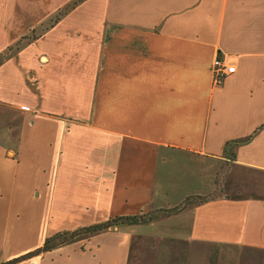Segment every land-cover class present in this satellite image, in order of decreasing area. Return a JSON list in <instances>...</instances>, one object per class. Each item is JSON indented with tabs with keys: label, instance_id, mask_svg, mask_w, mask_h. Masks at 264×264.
Returning a JSON list of instances; mask_svg holds the SVG:
<instances>
[{
	"label": "crops",
	"instance_id": "crops-1",
	"mask_svg": "<svg viewBox=\"0 0 264 264\" xmlns=\"http://www.w3.org/2000/svg\"><path fill=\"white\" fill-rule=\"evenodd\" d=\"M178 208L16 264H264V0H0V264Z\"/></svg>",
	"mask_w": 264,
	"mask_h": 264
},
{
	"label": "trees",
	"instance_id": "trees-1",
	"mask_svg": "<svg viewBox=\"0 0 264 264\" xmlns=\"http://www.w3.org/2000/svg\"><path fill=\"white\" fill-rule=\"evenodd\" d=\"M191 204V201L188 200L185 202V206ZM181 207V208H183ZM181 208L170 210V211H160L155 214H148V215H142L139 217H124V218H116L112 220L110 223H107L105 225L97 226V227H92V228H85L82 230H79L77 232L73 233H63V234H57L55 236H52L47 239L45 245L35 251L34 253L28 254L22 258H19L9 264H16L17 262L27 260L29 258H32L34 256H37L38 254L44 253V252H50L52 250H55L61 246L67 245L69 243L75 242L79 239H84V238H89L92 237L96 234H99L111 226H133V225H143L146 224L156 218L163 217L172 213H176L181 210Z\"/></svg>",
	"mask_w": 264,
	"mask_h": 264
},
{
	"label": "built area",
	"instance_id": "built-area-1",
	"mask_svg": "<svg viewBox=\"0 0 264 264\" xmlns=\"http://www.w3.org/2000/svg\"><path fill=\"white\" fill-rule=\"evenodd\" d=\"M237 71L236 64L231 57H224L223 59H215L212 66L213 87H220L225 80L234 75Z\"/></svg>",
	"mask_w": 264,
	"mask_h": 264
},
{
	"label": "water",
	"instance_id": "water-1",
	"mask_svg": "<svg viewBox=\"0 0 264 264\" xmlns=\"http://www.w3.org/2000/svg\"><path fill=\"white\" fill-rule=\"evenodd\" d=\"M113 228V227H112Z\"/></svg>",
	"mask_w": 264,
	"mask_h": 264
}]
</instances>
